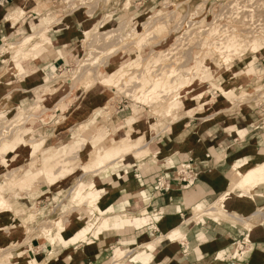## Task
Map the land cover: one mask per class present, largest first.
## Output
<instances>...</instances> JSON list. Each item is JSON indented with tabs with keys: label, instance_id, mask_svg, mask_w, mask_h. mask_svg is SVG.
<instances>
[{
	"label": "crops",
	"instance_id": "1",
	"mask_svg": "<svg viewBox=\"0 0 264 264\" xmlns=\"http://www.w3.org/2000/svg\"><path fill=\"white\" fill-rule=\"evenodd\" d=\"M38 1L0 0V46L4 36L35 34ZM18 10H23L25 17L15 27L8 18ZM92 13L78 9L59 20L49 33L52 45L38 57L44 67L25 63L22 69L26 72L2 79L0 90L10 82L11 92L18 91L33 99L35 89L46 77L44 68L65 66L82 35L103 20V13ZM124 14L123 9L112 13L106 24ZM37 79L43 80L37 84ZM54 87L61 90L54 98L58 100L56 104L70 96L64 84ZM70 99L71 103L64 101L63 111L59 109L29 120L33 126L56 125L55 132H46L47 142L68 144L51 151L49 156L60 150L70 154V136L87 135L78 132L82 126L91 124L96 130L107 123L105 118L93 113V106L102 102L95 92L91 95L81 92ZM196 99H191L194 104L169 131L149 133L152 139L143 152L149 150L150 154L142 163L128 154L113 162L105 177L88 179L87 173L78 168L64 183L60 181V185L50 187L42 182V194L38 196L35 189L33 193L38 198L34 200L29 195L16 201L11 198L13 210L24 211L20 217L26 219V231L18 239L10 240V231L22 226V222H15L12 214H0V235L7 238L0 249L24 251L21 264H264V178L256 177V186L249 192L232 186L237 171L264 164V131H258L264 109L245 107L239 114L236 110L230 112V103L225 102L220 108L212 104L210 109L198 110ZM61 116L65 119L59 125ZM11 149L9 145L3 147L4 152ZM86 152L87 147L83 149ZM14 153H18L17 167L31 159V149L18 148ZM82 159L87 163V156ZM80 178L95 181L96 193L88 197L99 196L98 209L105 213L101 218L88 201L82 206L68 204V199L61 201V196L69 193ZM223 197L225 211L221 212L215 205ZM60 210H63L61 214ZM93 213L100 218L96 223L107 218L110 228L103 229L104 221L99 229L101 233L97 237L90 235L88 242L81 240L64 247L62 243L54 245L50 237L40 238L43 228L50 229L54 237L56 228L48 227L53 222L62 225L64 238L69 240L80 232L84 221L90 220ZM145 246L150 249L142 252Z\"/></svg>",
	"mask_w": 264,
	"mask_h": 264
},
{
	"label": "rangeland",
	"instance_id": "2",
	"mask_svg": "<svg viewBox=\"0 0 264 264\" xmlns=\"http://www.w3.org/2000/svg\"><path fill=\"white\" fill-rule=\"evenodd\" d=\"M78 9L89 10L93 12L91 15L101 12L104 17L92 30L82 35L79 45L71 53L72 57L66 59V65L51 70L44 68L46 77L44 80H36L37 84H40L42 80L43 83L35 89L33 99L26 95L24 97L18 91L11 92L10 82L2 88L3 90H0V199L5 198L8 202L10 209L15 213L12 216L15 222L18 220L22 222V226L13 228L15 233L8 237L10 240L18 239L26 231V219L20 217L24 211L13 210L11 198L16 201L29 195L34 200L42 194L40 189L42 182L48 184L46 177L42 175L43 172L39 170L42 168V163L43 165L52 164L55 174L61 172L63 168H74L69 175H67L68 172L60 174L59 179L53 182L52 186L48 184L50 187L58 185L60 181L64 183L75 174L78 168H82L87 173L88 179L105 177L109 166L128 154L142 163V160L150 154L149 150L143 152V147L152 139L149 133L163 134L173 128L178 118L185 114L191 104H194L191 103L193 97H197L198 110L210 109L212 104L220 108L222 104L225 105V102L230 103L232 109L230 112L236 110L239 114H242L245 107L264 109V61L262 60L264 59V0H62L61 3H58V0H39L36 10L39 14V22L35 34L3 37V44L0 46V85L3 84L2 79H8L11 74L17 76L25 73L26 71L22 69L25 63L40 64L39 55L48 49V45H52L49 33L54 25L64 16ZM121 9L125 11L124 16L120 18L116 16L113 23L106 24L112 19V13ZM24 17V11L18 10L9 16L8 21L18 27L19 23L24 21L22 20ZM45 20L46 23H43ZM148 25L153 29L150 33L144 34V29H148L146 28ZM212 27L219 32L214 31ZM210 29L213 30L210 31ZM224 30L241 32L247 37H252V40L254 38L263 47L255 55L248 51L239 58L231 57L229 64L231 73L240 74L243 83L253 82L252 86L242 90L245 94H242V91H236L235 94L222 95V89L217 82L218 75L227 74V70L223 64L225 59H221V55L214 53L212 44L221 33L226 35ZM141 33L144 35L138 38ZM250 60L254 63L255 72L248 65ZM113 66L116 68L111 70ZM39 67L42 69L44 66L40 64ZM164 68L169 73L178 72L175 73L172 84L174 90L182 83L180 79L184 78L183 74L191 73L192 70L202 72L204 78H199L200 81L196 79L192 84L178 91L176 89V92L173 90L172 94H168L169 96H165L157 103L154 101L149 103L143 98H137V90L146 82L145 75L148 78V73H155V76L164 72ZM103 80L106 81V85H112L114 89L109 87L107 90L106 86L101 85ZM177 80L180 82L178 83ZM56 84H64L66 94L70 93V96L60 104H56L55 101L58 102V100H54L61 92L57 89L58 87H54ZM207 86L210 87L209 90ZM188 91L191 93L190 102L183 104L179 95L188 94ZM81 92L86 95L95 92L99 96V101L102 100V102L93 106V113L96 117L105 118L107 123L104 122L96 130L92 129L91 124L82 126L78 132L87 133V135L82 137L75 133V137L70 136L72 139L70 154L60 150L49 156L51 151L64 148L68 144L63 143L59 146L55 144L56 142L52 144L47 142L46 132H55L56 125L33 126L29 120L59 109L63 111L64 101L68 100L71 103V96H78ZM178 92V100L174 102ZM240 94L241 98H239ZM217 95L220 97L217 98ZM22 103H26L27 106ZM64 117L59 118L58 124L65 119ZM128 122L133 123V127L136 128L135 134L130 135L127 132L125 123ZM115 126L116 130L110 132V137L105 129L111 130ZM90 129L92 130L89 131ZM260 130L264 131V120L258 131ZM94 131L96 132L93 138H90ZM112 138L114 143L109 150L114 151V154H107L106 161L103 158L106 154L102 148L109 147L112 144ZM103 139L105 140L102 141ZM78 142L80 143L75 145ZM6 145L12 148L8 152L3 151ZM85 147L87 152L83 153ZM18 148L31 149L32 152L31 159L26 160L19 167L16 166L18 153H14ZM75 152L77 153L73 154ZM69 156L71 158L67 159ZM86 156L88 159L84 164L85 161L82 158ZM259 167L263 168L264 164ZM33 168L36 172L39 171L36 173ZM33 174L35 176L29 178ZM88 179L80 178L70 191L75 189L76 185L79 188L75 189L70 198H68L70 192L62 195L61 201L68 199V204L82 206L88 201L87 197L90 193H96V189L88 190L79 199H74L73 195H76L81 187H87L90 184L91 181L88 182ZM232 186L235 188L237 185L232 184ZM35 189H38V196L33 193ZM224 203L223 197L217 202L215 208L224 212ZM89 206L93 209L92 205ZM98 207L94 208L93 212L99 214V217L103 216L105 213ZM62 211L60 210V214ZM94 213L90 215V220L84 221L85 225L77 234L78 241L88 242L90 235L98 236L99 229L107 218L96 223L101 217L94 216ZM49 225L56 228L54 237L50 229L43 228L40 238L50 237L52 242L58 234L57 227L60 224L50 222L48 227ZM4 243H7V238H0V245ZM52 243L55 245V240ZM61 243L65 247L67 242ZM149 249L145 246L142 252H147ZM8 251L0 249V259L2 257L7 259L8 255H12L11 258L25 257L24 251L12 249L10 254ZM115 258L121 259V257ZM1 264H12V262L7 260ZM33 264L36 263L33 262Z\"/></svg>",
	"mask_w": 264,
	"mask_h": 264
},
{
	"label": "bare ground",
	"instance_id": "3",
	"mask_svg": "<svg viewBox=\"0 0 264 264\" xmlns=\"http://www.w3.org/2000/svg\"><path fill=\"white\" fill-rule=\"evenodd\" d=\"M178 7V6H177ZM173 16V15H172ZM213 16V15H212ZM163 18V17H162ZM244 18V16H243ZM247 18V17H246ZM245 18V19H246ZM165 19H166V16H165ZM223 20V19H222ZM170 21V20H169ZM221 21V20H220ZM246 21V20H245ZM242 22V21H241ZM43 23H46V20L43 21ZM218 23V22H216ZM246 23V22H245ZM215 24V23H213ZM243 24V23H242ZM151 25V24H150ZM150 25L146 26V28L148 29H144V34L145 33H150V31L153 29H151ZM209 25V24H208ZM145 28V27H144ZM211 28V27H210ZM213 28V27H212ZM214 31H217L216 28H213ZM212 29V30H213ZM210 29V31H212ZM219 32V30L217 31ZM224 34L226 35H222V33L220 34L219 38L215 40V42L212 44V47L213 49L215 50H212L214 53H217L218 55H221L222 58L221 59H225L224 60V65L226 66V70H227V74H220L218 75L217 77V82H218V85L220 86V88L222 89V95H225V96H228V95H231V94H235V92H240L242 91L244 88L246 87H249V86H252V83L253 82H248V83H243L241 80L242 78H240V74H234V73H231V69H230V62H231V57L234 56V57H241L243 56L245 53H247L248 51H251L254 55L259 52L258 50H261L263 49L262 46H260L256 40H252V37H247L246 35H243V33L241 32H236V30H224L223 31ZM144 34H140L138 36V38L142 37ZM137 36V35H136ZM136 36H133V37H136ZM132 45H135V43H131ZM138 46V45H137ZM136 46V47H137ZM129 47V46H128ZM140 48V46L138 47ZM136 49V48H135ZM210 49H211V46H210ZM137 50V49H136ZM140 50V49H139ZM139 53V52H138ZM129 64V63H128ZM249 67L251 68V70H253L255 72V68H254V63L252 60L249 61L248 63ZM116 68L115 66H113L111 68L114 69ZM197 68V66H196ZM206 69L207 66H206ZM164 72H161L159 74H156L154 76V74H150L148 73V78H147V75H145V79L144 81H146L143 86H140V89L137 90L136 92V96L137 98H143L144 101H148L150 103V101H154L157 103V101H161L163 100L162 98H165V96H169L168 94H170L174 88L172 87V84L174 83V76H175V73H178V72H166L165 71V68L163 69ZM209 70V69H208ZM264 70V69H263ZM157 73V72H156ZM4 75V74H3ZM5 75L7 76H10L9 74H6ZM204 74L200 71H196V72H192L190 73H187L186 75L183 74L184 78L183 79H180V81L182 83H180L178 85L179 88H176L177 91L187 85H190L192 84L196 79H199V78H204L203 76ZM213 76V75H212ZM246 78V77H245ZM178 81V80H177ZM178 81V83L180 82ZM188 81V82H187ZM200 81V79H199ZM206 82V81H205ZM106 81L103 80L101 81V85L103 86H106V89L108 90L109 87L113 88L112 85L109 86V85H106L105 84ZM140 85V84H139ZM138 87V86H137ZM176 89L174 90L176 92ZM256 90V89H254ZM261 91V90H260ZM106 92V90H105ZM104 92V93H105ZM174 92V93H175ZM242 94H245V91H242L241 92ZM172 94V93H171ZM179 92L176 93V98L178 96ZM191 93L188 91V94H183V95H179V98H180V101H182L183 104H188L190 101V95ZM260 96V95H259ZM243 97V96H242ZM241 98V94H240V97ZM161 99V100H160ZM174 99V98H173ZM175 100V99H174ZM178 100V98L174 101L176 102ZM237 100V99H236ZM239 100V99H238ZM143 101V100H142ZM152 103V104H155V103ZM172 102V101H171ZM238 102V101H236ZM24 105H26V103H22ZM60 104V103H58ZM27 106V105H26ZM157 108V107H156ZM161 108V107H160ZM47 112V111H46ZM167 112H170V111H167ZM166 112V113H167ZM161 116V115H160ZM241 119V118H240ZM127 124V132L130 133V135H132L133 133L135 134L136 132V128L133 127V123L131 122H128V123H125ZM204 126V125H203ZM197 127V126H196ZM124 128V127H123ZM116 130V127H114L113 129L111 130H108V129H105V131L109 132L110 134V137H111V133L112 131H115ZM125 131V130H124ZM244 135H245V132H244ZM109 136V135H108ZM105 139H103L102 141H104ZM10 141V140H9ZM115 141L117 142V140L115 139ZM123 141V140H121ZM25 142V141H24ZM23 143V142H21ZM113 143H114V138H112V144L109 146V147H105V148H102L105 152L106 155L103 156V158L107 161V158H108V155L109 152L111 150H109V148L111 146H113ZM30 144V143H29ZM116 144V143H115ZM20 146V145H19ZM18 146V147H19ZM144 149V147H143ZM142 150V149H141ZM17 158V157H16ZM15 157L13 158L14 160L16 159ZM250 159V158H249ZM249 161V160H248ZM241 164V163H240ZM244 164V163H243ZM237 166V165H236ZM236 168V167H235ZM234 169V168H233ZM34 172L35 171V168H33ZM37 170V169H36ZM41 170L42 172V175L44 177H46L47 179V182L50 186H52V183L57 181L59 179V175L60 174H63V173H67V175H69L70 173H72V171H74V168H63V170L57 174L54 173V170H53V166L52 164H44L42 163V168L39 169ZM37 170V172L39 171ZM237 176L235 177V179H233V183L232 184H235L237 185L235 188L236 189H239V190H242V191H252L255 186H256V182L254 181V179L256 177H260L261 179L264 178V167L263 168H260L259 166L255 167V168H251V169H246L244 168L243 170L241 171H237ZM65 176V175H64ZM81 183V182H80ZM15 184V183H13ZM16 186V185H15ZM76 188H79L78 185H76ZM75 188V189H76ZM75 189H73L72 191H70V194L69 196H71ZM96 189V186H95V181H91L90 184L87 186V187H81L78 191V193L75 195H73L74 199H79L81 195H84L86 194V192L88 190H95ZM249 195V194H248ZM98 199H99V196L97 194H92L88 197V204L89 205H92L93 206V209L98 207ZM4 213H9V214H15L9 207L8 205V202L6 201L5 198L3 199H0V214H4ZM65 226V225H64ZM58 234L57 236L53 239L52 242H54L55 240V245L56 244H60L61 242H67L65 247H68V245L71 244V242L73 241V244H75L76 242H78L79 238L78 236H74L73 238L69 239V240H66L64 238V235H63V231H64V228L62 227V225H58ZM107 228H110L109 227V221H106L103 225V229H107ZM76 232V231H75ZM14 229H12L10 231V236L11 234H14ZM101 233V232H100ZM99 233V234H100ZM98 234V235H99ZM9 236V237H10ZM4 236L0 235V238L2 239ZM6 239V237H4ZM70 242V243H69ZM243 247V246H242ZM242 249V248H241ZM12 251V250H11ZM11 251L9 250L8 253L10 254ZM238 251V250H237ZM238 254V253H237ZM12 255H8V258H4L3 257L0 259V264L1 263H4L5 261H11L12 264H21L23 258L20 257V258H11ZM33 264V263H31ZM40 264H44V263H40Z\"/></svg>",
	"mask_w": 264,
	"mask_h": 264
}]
</instances>
